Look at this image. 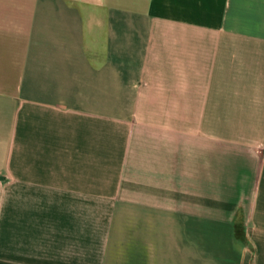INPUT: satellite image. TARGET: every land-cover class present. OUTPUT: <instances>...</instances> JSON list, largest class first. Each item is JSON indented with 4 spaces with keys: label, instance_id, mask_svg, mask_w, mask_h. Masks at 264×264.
Wrapping results in <instances>:
<instances>
[{
    "label": "crops",
    "instance_id": "obj_1",
    "mask_svg": "<svg viewBox=\"0 0 264 264\" xmlns=\"http://www.w3.org/2000/svg\"><path fill=\"white\" fill-rule=\"evenodd\" d=\"M0 264H264V0H0Z\"/></svg>",
    "mask_w": 264,
    "mask_h": 264
},
{
    "label": "rangeland",
    "instance_id": "obj_2",
    "mask_svg": "<svg viewBox=\"0 0 264 264\" xmlns=\"http://www.w3.org/2000/svg\"><path fill=\"white\" fill-rule=\"evenodd\" d=\"M244 189V188H243ZM245 190V189H244Z\"/></svg>",
    "mask_w": 264,
    "mask_h": 264
}]
</instances>
